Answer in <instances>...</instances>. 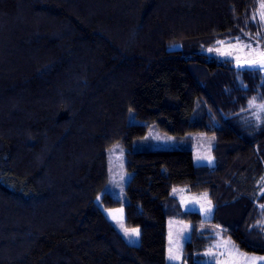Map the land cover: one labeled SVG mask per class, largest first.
I'll return each mask as SVG.
<instances>
[{
    "label": "trees",
    "instance_id": "1",
    "mask_svg": "<svg viewBox=\"0 0 264 264\" xmlns=\"http://www.w3.org/2000/svg\"><path fill=\"white\" fill-rule=\"evenodd\" d=\"M260 2L0 0V264H167L170 217L193 227L184 264H213V229L264 255V72L206 53L264 51ZM152 125L214 135L213 153L137 148ZM116 143L128 203L106 190ZM176 187L208 194L213 218Z\"/></svg>",
    "mask_w": 264,
    "mask_h": 264
},
{
    "label": "rangeland",
    "instance_id": "2",
    "mask_svg": "<svg viewBox=\"0 0 264 264\" xmlns=\"http://www.w3.org/2000/svg\"><path fill=\"white\" fill-rule=\"evenodd\" d=\"M264 26V22H263ZM245 45L249 47H245ZM212 51L207 50L209 56H216L221 58H228L235 60L237 66L241 68H248L243 65L249 60L260 59L259 53L263 51L260 44L254 41H236V42H219L217 46L211 48ZM264 72V71H263ZM264 105V104H260ZM258 102H253V107H257L256 113L264 112ZM132 123L140 122L134 116H131ZM216 145V137L205 133H191L184 137L174 136L159 131L154 125L151 126L147 136L139 140L136 144L137 148L149 147L158 150L171 149H190L197 158L209 157L213 153ZM126 150L120 143H116L108 150V164H109V181L106 185V190L115 198L121 200L123 203H128L129 199L126 193V187L132 178L126 170ZM172 195L179 199L182 208L185 211L200 212L205 220H210L214 216V206L208 196L203 193L194 195L188 192L185 187H176ZM114 225L119 232L132 245L141 244V230L140 228H132L126 225L124 220L114 221ZM192 224L177 217H170L168 220V253L167 264H184V249L186 244L192 238ZM138 230L139 235H136L132 230ZM214 239L221 238L223 233L220 229H213ZM233 243L231 239H228ZM229 242H227L229 244ZM234 244V243H233ZM215 245V244H214ZM214 254V253H213ZM170 256L175 259H170ZM227 260L224 264L229 263ZM208 258L207 263H211Z\"/></svg>",
    "mask_w": 264,
    "mask_h": 264
},
{
    "label": "crops",
    "instance_id": "3",
    "mask_svg": "<svg viewBox=\"0 0 264 264\" xmlns=\"http://www.w3.org/2000/svg\"><path fill=\"white\" fill-rule=\"evenodd\" d=\"M228 239L229 238L224 236L218 239L216 238L211 249L205 253L204 261L207 263L206 260L211 258L209 261L213 264H224L227 260V256L229 255V263L235 262L236 264H247L246 258L264 257V255L244 253L235 244L230 243ZM227 242H229V244ZM257 264H264V260H258Z\"/></svg>",
    "mask_w": 264,
    "mask_h": 264
},
{
    "label": "snow or ice",
    "instance_id": "4",
    "mask_svg": "<svg viewBox=\"0 0 264 264\" xmlns=\"http://www.w3.org/2000/svg\"><path fill=\"white\" fill-rule=\"evenodd\" d=\"M259 16H260V20L262 22H264V0H261L260 2V6H259ZM253 19H255V17H253ZM245 47H249L247 45H245ZM209 51H212L211 49H209ZM259 56H260V59L256 60V59H253V60H249L245 63V67H248V68H251V69H254L256 71H264V51H261L259 53ZM252 102L250 101V104ZM261 108H264V105H260ZM264 207V206H262ZM136 235H139V232L138 230H132ZM170 259H175V257H172L170 256ZM247 260V264H257L258 260H264V257H259V258H256V257H252V258H246Z\"/></svg>",
    "mask_w": 264,
    "mask_h": 264
}]
</instances>
